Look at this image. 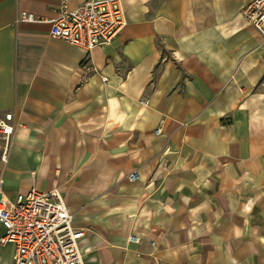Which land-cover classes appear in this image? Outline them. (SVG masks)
Instances as JSON below:
<instances>
[{
	"label": "crops",
	"instance_id": "crops-1",
	"mask_svg": "<svg viewBox=\"0 0 264 264\" xmlns=\"http://www.w3.org/2000/svg\"><path fill=\"white\" fill-rule=\"evenodd\" d=\"M83 1L0 0V119L13 126L0 196L58 191L82 264H264L251 0H120L123 27L89 51L49 35ZM13 251L0 244V264Z\"/></svg>",
	"mask_w": 264,
	"mask_h": 264
},
{
	"label": "built area",
	"instance_id": "built-area-1",
	"mask_svg": "<svg viewBox=\"0 0 264 264\" xmlns=\"http://www.w3.org/2000/svg\"><path fill=\"white\" fill-rule=\"evenodd\" d=\"M241 14L264 37V0L248 1ZM20 18L33 17L22 13ZM123 25L120 0H85L73 9H59L50 21L49 35L89 51L109 43ZM11 122L10 112L0 119V136L7 141L3 159L13 132ZM136 176L133 170L128 178L133 181ZM71 220L62 195L54 189L31 188L13 201L0 196V244H13L12 264H82L78 240L83 231L74 229ZM130 240L138 239L130 236Z\"/></svg>",
	"mask_w": 264,
	"mask_h": 264
}]
</instances>
